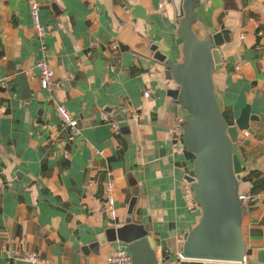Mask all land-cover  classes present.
<instances>
[{"label":"crops","instance_id":"obj_1","mask_svg":"<svg viewBox=\"0 0 264 264\" xmlns=\"http://www.w3.org/2000/svg\"><path fill=\"white\" fill-rule=\"evenodd\" d=\"M34 1L47 29L45 53L31 15ZM172 4L0 0V264H29L15 251L36 253L46 264H107L121 243L100 236L123 224L133 196V220L145 226L159 256L178 254L201 209L188 204L183 188L195 156L171 145L175 118L189 112L170 94L176 83L150 52L156 43L182 59ZM198 14L224 37L214 82L225 118L234 124L246 105L254 117L249 143L236 144L240 192L253 198L243 202L242 218L243 264H252L264 252V0H201ZM42 58L54 70L49 89L40 85ZM58 103L79 119L81 132L72 141ZM121 104L140 106L139 116L127 118ZM102 112L118 122V132ZM110 180L115 219L105 209ZM170 262L188 261L175 255Z\"/></svg>","mask_w":264,"mask_h":264},{"label":"water","instance_id":"obj_2","mask_svg":"<svg viewBox=\"0 0 264 264\" xmlns=\"http://www.w3.org/2000/svg\"><path fill=\"white\" fill-rule=\"evenodd\" d=\"M169 1L173 3L177 34L182 40V59L169 57L156 43L150 44V52L165 69L167 78L176 83L170 94L189 112L183 136L187 150L195 157L193 174L188 179L201 215L198 223L184 232L178 254L160 257L145 226L133 220L137 200L133 196L123 224L107 228L100 241L126 244L133 264H172L175 255L187 260L186 264H243L246 262L240 192L243 167L236 144L249 143L241 132H252L249 121L254 117L249 105L243 107L234 124H229L223 114L214 73L223 65L224 37L199 17L201 0ZM23 83L27 86L26 80ZM251 263L264 264V252L260 251Z\"/></svg>","mask_w":264,"mask_h":264},{"label":"built area","instance_id":"obj_3","mask_svg":"<svg viewBox=\"0 0 264 264\" xmlns=\"http://www.w3.org/2000/svg\"><path fill=\"white\" fill-rule=\"evenodd\" d=\"M40 4L38 1H34L31 4V15L34 21V28L36 34L39 37L40 48L45 53L47 51V44L45 42V36L47 34L46 27L40 21ZM39 70V80L42 88L49 89L53 84L54 70L46 58H42L37 61L36 64ZM145 96L150 95L149 90L144 91ZM127 116V118H136L140 114V106H130L128 104H121L119 107ZM57 113L60 116L63 123L69 128V140H74L81 132L79 119L62 103L56 104ZM101 117L104 121L111 124L113 130L118 132L120 125L117 121L113 120L106 112H102ZM189 117L178 115L175 118L174 124L171 128V145L174 149L184 152L187 148L184 143L183 128ZM250 135V132L244 130L243 138ZM0 184H2V172L0 171ZM187 202L190 206L198 205L194 199V193L192 188V182L189 179H185L183 185ZM115 182L110 180L106 183L105 193V209L107 210L110 218L115 219L117 217V208L115 206L114 196ZM243 202L253 199L251 195L241 193ZM183 239L181 240L182 243ZM15 257L23 261L29 262L30 264H46V260L40 257L36 253L21 254L15 251ZM184 260L180 255L178 260ZM107 264H133L132 255L126 244L121 243L110 253L107 259Z\"/></svg>","mask_w":264,"mask_h":264}]
</instances>
